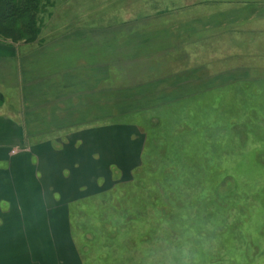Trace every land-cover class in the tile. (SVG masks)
<instances>
[{
    "label": "rangeland",
    "instance_id": "374dc122",
    "mask_svg": "<svg viewBox=\"0 0 264 264\" xmlns=\"http://www.w3.org/2000/svg\"><path fill=\"white\" fill-rule=\"evenodd\" d=\"M40 19L33 43L0 37L6 113L33 143L140 142L71 206L82 264H264V0H43Z\"/></svg>",
    "mask_w": 264,
    "mask_h": 264
},
{
    "label": "crops",
    "instance_id": "0c3cea01",
    "mask_svg": "<svg viewBox=\"0 0 264 264\" xmlns=\"http://www.w3.org/2000/svg\"><path fill=\"white\" fill-rule=\"evenodd\" d=\"M5 105L0 104V264H82L71 206L101 193L95 190L110 164L122 173L138 166L135 128H82L57 143H33ZM121 141L132 149L121 152Z\"/></svg>",
    "mask_w": 264,
    "mask_h": 264
},
{
    "label": "trees",
    "instance_id": "16d2710c",
    "mask_svg": "<svg viewBox=\"0 0 264 264\" xmlns=\"http://www.w3.org/2000/svg\"><path fill=\"white\" fill-rule=\"evenodd\" d=\"M42 1L0 0V37L14 43H33L37 41L39 33H41ZM173 80H175L174 87L180 85L181 80L178 79V76ZM146 88L144 87L143 91H146ZM171 96L166 95V97ZM176 96V94H173L171 98L174 99ZM166 99L161 98V100ZM158 101L160 100L158 99Z\"/></svg>",
    "mask_w": 264,
    "mask_h": 264
}]
</instances>
